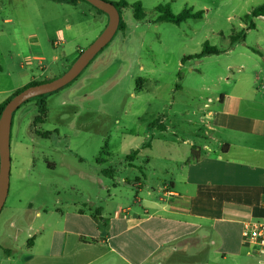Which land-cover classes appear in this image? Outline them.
Masks as SVG:
<instances>
[{
    "label": "rangeland",
    "instance_id": "1",
    "mask_svg": "<svg viewBox=\"0 0 264 264\" xmlns=\"http://www.w3.org/2000/svg\"><path fill=\"white\" fill-rule=\"evenodd\" d=\"M79 1L76 6L58 0L7 1V14L15 11L22 17L13 18L4 28L1 45L6 54L13 51V41L27 44L35 40L41 45L37 54L50 64L48 78L39 81L64 74L106 26L101 21L107 19L105 13ZM125 1L129 7L122 10V18L127 29L118 31L109 47L69 87L47 96L45 122L34 123L36 99L15 112L13 150L18 140L25 146L13 154L3 215L12 207L27 208L31 202L34 207L48 206L56 192L72 202L85 197L95 200L99 194L105 198L96 168H118L119 180H134L142 168L134 172L123 167L137 157L130 160L127 156L143 141L145 147L151 142L147 130L157 127L163 116L178 133L165 134L175 144L168 149L161 147L158 134L154 156H183L189 145L182 141L199 142L195 134L204 129L199 127V117L207 98L214 99L215 93L246 80V74L237 69L250 64L238 53L183 58L200 53L205 43L228 47L231 34L241 31L247 15L248 22L255 18L252 12L264 0ZM136 2L142 3L146 13L140 21L134 17ZM161 5H169L173 14L185 9L205 14L175 25L157 19ZM254 22L258 31L250 33L248 43L264 38V19ZM53 56L58 58L54 63ZM94 175L95 179H87ZM140 180L137 177L134 182ZM103 181L112 183L107 176Z\"/></svg>",
    "mask_w": 264,
    "mask_h": 264
},
{
    "label": "crops",
    "instance_id": "2",
    "mask_svg": "<svg viewBox=\"0 0 264 264\" xmlns=\"http://www.w3.org/2000/svg\"><path fill=\"white\" fill-rule=\"evenodd\" d=\"M7 1L29 0H0L2 102L30 82L48 78L50 70L45 56L37 54L41 45L35 40L13 41V51L6 54L4 28L22 17L15 11L7 14ZM254 19L248 22L254 28L247 29L246 23L241 28L247 30L246 39L224 52L248 59L250 66L237 69L246 80L215 93L200 107L199 127L205 130L195 134L198 144L187 138L183 156H154L155 140L161 136V147L168 149L175 144L165 134L178 133L163 116L147 130L151 142L145 147L143 141L135 148V160L123 165L134 172L142 168L139 184L137 177L119 180L114 168L107 185L102 172L107 168L99 165L96 175L102 177L98 182L105 198L99 194L95 200L72 202L56 192L48 206L31 202L4 215L3 207L0 264H264V252L244 236L247 224H264V38L248 43L250 33L258 31ZM108 20L101 18L106 25ZM14 135L13 119L12 164L13 154L25 146L18 140L13 150ZM193 147L198 159L189 161Z\"/></svg>",
    "mask_w": 264,
    "mask_h": 264
},
{
    "label": "water",
    "instance_id": "3",
    "mask_svg": "<svg viewBox=\"0 0 264 264\" xmlns=\"http://www.w3.org/2000/svg\"><path fill=\"white\" fill-rule=\"evenodd\" d=\"M103 11L109 18L101 34L81 51L70 68L58 78L39 83L17 92L6 104L0 115V214L9 194L11 172V131L13 116L26 101L40 95L63 89L74 81L114 38L120 25V13L116 6L106 0H85Z\"/></svg>",
    "mask_w": 264,
    "mask_h": 264
},
{
    "label": "trees",
    "instance_id": "4",
    "mask_svg": "<svg viewBox=\"0 0 264 264\" xmlns=\"http://www.w3.org/2000/svg\"><path fill=\"white\" fill-rule=\"evenodd\" d=\"M58 1H65V2H68V3L74 4L78 0H58ZM112 3L116 6V8L118 9V11L120 13V17H119L120 18V25H119L118 31H125L127 29V25H126L124 19L122 18L123 17L122 16V10L127 8V7H129V3L126 2L125 0H122V1H119V2H112ZM133 9H134V17H135L136 20L140 21V20H143V18H145L146 13H145V11L143 9V6H142L141 2L134 3L133 4ZM99 11L104 13L101 10H99ZM157 11L159 12V17L157 19L162 20V21H166L167 20V22L173 23L175 25H181L182 23H184V22H186V21H188L190 19H201V18H203L204 14H205L203 11H194L193 9H185L179 14H173L171 12V10H170V6L169 5L158 6L157 7ZM251 16L252 17L264 16V2L253 10ZM249 18H250V15H247L246 18H245L246 20H244V22L247 24V29H252V28H254V24L252 22L248 23ZM246 31L247 30L244 29L242 31H239L238 34H231V36H230L231 41H230V44L228 45V47H231L233 44H235V43H237L239 41L240 42L244 41L246 39ZM116 34H115V36H116ZM115 36H114V38H115ZM114 38L112 39V41L114 40ZM111 42L102 51H100L98 53V55L93 59V61L91 63H93L105 51V49L107 47H109ZM228 47H226V48H217L214 45H210L209 43H205L203 45V49H202V51L200 53L184 57L183 61H186L188 59H201L204 56L212 55V54L219 55V54L224 53L225 51H227ZM82 73L75 80H77L82 75ZM47 81H50V80H47ZM47 81H43V82H47ZM74 81H72L71 83L66 85L63 89H66L67 87H69ZM43 82L42 81L41 82L40 81H32L29 84H27L26 86H24L23 88H21L19 90L17 89V91L14 94H12L8 99H6L2 103H0V115H1L4 107L6 106V104L9 102V100L15 94H17V92H20L22 89H24L26 87H29V86H32V85H36V84H39V83H43ZM48 95L49 94L40 95L38 97L30 99V100H33V99L37 100V111H38V114H37V116L34 119V123H44L45 122V119H46L47 113H48V107H47V96ZM30 100L26 101L24 104H26ZM22 106H20L19 109ZM13 119H14V116H13ZM12 125H13V121H12ZM138 153H139V150H133L131 152V154H129L127 156V158L130 159V160H133L138 155ZM197 159H198V155H197V152H196V147H193L192 151H191V156L189 158V161L197 160ZM102 172H103V174L105 176H107V177L112 179L114 177L115 169L114 168H107V169H104Z\"/></svg>",
    "mask_w": 264,
    "mask_h": 264
},
{
    "label": "built area",
    "instance_id": "5",
    "mask_svg": "<svg viewBox=\"0 0 264 264\" xmlns=\"http://www.w3.org/2000/svg\"><path fill=\"white\" fill-rule=\"evenodd\" d=\"M244 236L249 242L257 244L264 252V224L260 222L247 224L245 226Z\"/></svg>",
    "mask_w": 264,
    "mask_h": 264
}]
</instances>
